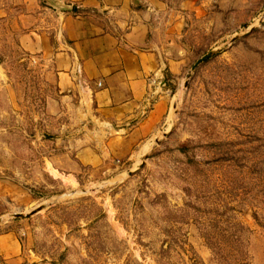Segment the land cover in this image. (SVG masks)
Returning <instances> with one entry per match:
<instances>
[{"label":"rangeland","instance_id":"obj_1","mask_svg":"<svg viewBox=\"0 0 264 264\" xmlns=\"http://www.w3.org/2000/svg\"><path fill=\"white\" fill-rule=\"evenodd\" d=\"M163 22L185 60L166 111L130 155L67 178L54 87L0 44V230L32 264H264V0H166Z\"/></svg>","mask_w":264,"mask_h":264},{"label":"crops","instance_id":"obj_2","mask_svg":"<svg viewBox=\"0 0 264 264\" xmlns=\"http://www.w3.org/2000/svg\"><path fill=\"white\" fill-rule=\"evenodd\" d=\"M165 14L166 0H0V44L14 35L22 58L42 67L54 87L46 116L74 131L52 154L58 174L130 155L152 133L168 105L158 85L185 71ZM22 234L0 230V264H32Z\"/></svg>","mask_w":264,"mask_h":264},{"label":"water","instance_id":"obj_3","mask_svg":"<svg viewBox=\"0 0 264 264\" xmlns=\"http://www.w3.org/2000/svg\"><path fill=\"white\" fill-rule=\"evenodd\" d=\"M209 54H210V53H207V54H205L204 56H202L200 59H198V60L196 61V64H198V63H200L202 60L206 59V58L209 56ZM163 85H164V83H161V84L158 85V87H157V93L161 91V87H162Z\"/></svg>","mask_w":264,"mask_h":264}]
</instances>
